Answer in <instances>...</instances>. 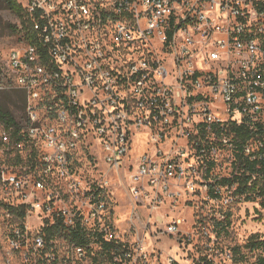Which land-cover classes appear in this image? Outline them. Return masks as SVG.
I'll list each match as a JSON object with an SVG mask.
<instances>
[{
    "label": "built area",
    "instance_id": "built-area-1",
    "mask_svg": "<svg viewBox=\"0 0 264 264\" xmlns=\"http://www.w3.org/2000/svg\"><path fill=\"white\" fill-rule=\"evenodd\" d=\"M21 2L34 43L6 60L26 123L15 138L0 131V264H94L104 243L120 242L102 182L79 170L88 151L128 181L139 225L110 264H149L146 237L154 248L182 234L183 219L160 214L183 192L197 185L217 200L216 187L236 190L229 178L214 182L222 152L233 166L237 154L264 163V0ZM16 155L34 157L17 166ZM49 228L85 242L49 238Z\"/></svg>",
    "mask_w": 264,
    "mask_h": 264
},
{
    "label": "rangeland",
    "instance_id": "rangeland-1",
    "mask_svg": "<svg viewBox=\"0 0 264 264\" xmlns=\"http://www.w3.org/2000/svg\"><path fill=\"white\" fill-rule=\"evenodd\" d=\"M17 1L22 5L21 0ZM28 43L19 18L9 10L1 8L0 103L9 109L19 125L26 123L25 109H22L18 96L12 93L6 71V60L12 49L23 48ZM143 141L142 135L134 137L132 147L134 154L140 155L146 149ZM96 152L81 153L78 158L79 170L93 180L102 182L104 187L102 197L107 206L108 218L116 229V236L119 237L120 242L133 244L137 237L134 231L130 232V227L134 225L138 230L139 225L132 217L128 181L114 173L108 174L100 154ZM187 156H190V153ZM218 163V168L213 171V175L216 176L214 182H220L222 178H229L232 181L235 177V167L231 153L222 152ZM216 188L219 190L217 200H211L205 193L200 192L199 186L195 185L196 194H192L189 190L183 192L174 212L168 210L161 212V216L169 214L168 221L173 217L184 220L179 227L182 234L180 237H158L154 248L151 238L146 237L147 251L154 252L149 264H169L170 258L175 261L174 264H234L231 256V249L234 246H243L254 234L264 238V209L260 207V200L238 197L233 192L235 189ZM141 213V221L145 222V211L141 210ZM155 218L154 214L152 220L154 221ZM217 222L222 224V229L217 227ZM152 231L155 233L154 228ZM3 238L4 231L0 229V242ZM238 264H255V255L246 252V259Z\"/></svg>",
    "mask_w": 264,
    "mask_h": 264
},
{
    "label": "trees",
    "instance_id": "trees-1",
    "mask_svg": "<svg viewBox=\"0 0 264 264\" xmlns=\"http://www.w3.org/2000/svg\"><path fill=\"white\" fill-rule=\"evenodd\" d=\"M0 4L2 9L9 10L12 14L19 18L22 29L25 31L27 36V41L29 43H34L32 24L27 18L26 13L19 2L17 0H0ZM12 93H15L18 96L22 109H25V94L17 90H12ZM2 94L7 95V93ZM10 128L14 129L13 137L15 138L19 124L16 122L9 109L0 103V131L5 129L9 130ZM235 133L242 141L250 138V134L248 132H244L242 129H236ZM32 157H34V155L29 159H24L19 155H16L15 159L11 161V164L17 166L26 164V161L30 162ZM234 167L235 177L231 181V184L236 186L235 193L248 200L251 198L260 200V207L264 209V163L259 164L257 162H250L243 158L240 154H237ZM222 185L224 186L225 183ZM217 227L222 229V224L217 222ZM47 235L49 238H52L55 235L64 236L65 238H69L71 241L81 244L85 242V234L78 231L69 235H63L60 232L49 228L47 229ZM117 250H119L118 252L123 250L122 242L117 244L104 243L102 251L93 257V263L110 264L112 253L113 251L117 252ZM246 252L248 254L255 255V264H264V238L254 234L248 238L243 246H234L231 249L233 263L238 264L244 261L246 259Z\"/></svg>",
    "mask_w": 264,
    "mask_h": 264
}]
</instances>
